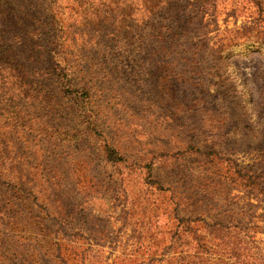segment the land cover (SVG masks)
Returning a JSON list of instances; mask_svg holds the SVG:
<instances>
[{"label":"trees","instance_id":"trees-1","mask_svg":"<svg viewBox=\"0 0 264 264\" xmlns=\"http://www.w3.org/2000/svg\"><path fill=\"white\" fill-rule=\"evenodd\" d=\"M24 1L0 0V82L4 85L0 86L3 89L0 110L4 111L0 114V194H6L3 186L25 193V196L21 192L11 194L9 204L18 207L16 200L29 199L31 204L24 201L20 204L29 210L31 224L22 227L17 218L4 222L2 217L0 239L4 229L11 226L22 227L29 234L21 236L23 242L18 245L11 238L13 247L0 240V264H264V254L254 245L255 233L264 226V208L258 214L259 205L252 204L222 210L211 197L216 192L237 188L251 193L259 204L264 203V157L250 167L242 166L236 157L225 155L226 151H237L236 141L221 151L183 143L184 152L199 159L204 189L183 191L179 205L172 207H156L148 200L142 209L154 217V212L162 208L166 222L138 231L136 249L117 256L111 263L106 261L107 257L87 260L88 248L58 237L59 232H66L69 227L67 218L79 211L88 219L103 216L88 198L99 183L88 167L81 168L89 163L79 161V168L73 170L75 186L83 194V201L71 208L43 193L42 187L51 178L50 171L44 168L38 172L30 165L29 175H22L16 160L9 155L15 147L10 134L15 139L24 131L42 137L54 134L48 125H37L22 108L11 106L10 101L21 96L30 105L38 103L46 114L55 110L52 103L61 106L60 100L66 99L69 105L65 108L72 110L83 129L61 135L68 142L93 136L106 162L112 165L127 162L126 156L98 126L99 105H94L93 89H102L101 85L114 73L130 89H148L149 117L156 119L162 114L170 126L185 128L179 116L180 101H176L171 90L182 89L186 102L197 106L196 112L203 115L199 129L208 128L213 137H224L231 129L234 134L244 133L224 110L222 101H215L212 107L205 105L206 96H211L208 89L224 87L233 76L247 94L249 105L254 107L258 126L254 129L264 139V0H31L33 3L27 6H38L40 12L36 14L20 7ZM60 6L86 29L94 59L87 61L83 55L59 52L62 43L55 24L56 8ZM221 14H224L222 27L218 24ZM229 17L231 26L227 24ZM239 17L243 19L238 24ZM39 27L49 33L41 45L36 42ZM253 55V71L247 77L239 58ZM158 89L166 90L174 102L165 103ZM193 91L198 92L197 97ZM151 107H159L160 113L153 112ZM102 184L103 190L112 186L103 180ZM52 186L46 190L55 192ZM0 214L9 216L5 208H0ZM91 221L94 229L88 227V237L82 232L73 234L79 235L80 241L89 237L105 240L106 229L96 230ZM46 222L58 227L50 226L51 230ZM161 227L164 230H159ZM218 245L226 250V262H212L206 257L220 252L215 249Z\"/></svg>","mask_w":264,"mask_h":264},{"label":"rangeland","instance_id":"rangeland-1","mask_svg":"<svg viewBox=\"0 0 264 264\" xmlns=\"http://www.w3.org/2000/svg\"><path fill=\"white\" fill-rule=\"evenodd\" d=\"M28 3L33 2L25 0L20 7L35 14L40 12L38 6L30 7L27 6ZM224 7L226 8L227 4ZM56 17L58 23L55 24V31L59 33L62 43L58 48L59 52L68 51L78 56L83 55L87 61L94 59L96 55L89 47L87 31L79 26L78 21L74 20V15L60 6L56 8ZM222 18L224 14H221L218 20L221 27L224 25ZM242 19L243 17H239L237 23L239 24ZM227 24L232 25L231 17L228 18ZM39 31L40 36L36 42L41 45L45 43L49 33L45 28L39 27ZM28 48L29 46L26 47L27 52ZM52 55H54V50ZM254 58V55L239 58L240 67L247 77H251L249 74L253 71ZM57 61L61 64L60 60ZM115 75L114 73L109 81L101 85L102 89H93V92L96 95L94 105H99L100 111L98 126L104 130L108 140L127 158V162L118 165H112L102 158L99 143L95 142L93 136L88 135L89 137L80 142H68V138L61 135L64 132L71 134L76 129H83L78 123V118H74L72 110L65 108L69 105L66 99L60 100L61 106L52 103L55 110L50 114H46L38 103L33 102L30 105L21 96L10 101L12 107L22 108L28 112L37 125H48L49 131H54L51 137H42L43 135L29 131L22 132L19 139H15L13 134L9 135L11 143L15 144L9 155L16 160V167L22 175H29L32 171L30 165H34L38 172H43L44 168L50 171L51 178L42 187L43 193L52 195V199H58L72 208L74 203L83 201V194L75 186L72 176L73 170L76 167L79 168V161L80 163L82 160L87 161L89 165L82 164L81 168L88 167L91 175H97L96 179L99 183H96V190L92 189L94 192L88 198L93 207L103 212V216L98 219H88L86 214L81 215L79 211V214L67 218L69 227L66 232H59L58 237L65 241H76L77 245L88 248L87 260L107 257L106 261L109 263L117 256L128 254L136 249L138 231H143L145 227H153L154 224L163 226L166 222L163 207L179 205L183 191H196L204 187L205 180L202 179L204 174L199 167L201 166L199 159L191 152H184L183 143L194 144L200 149L221 151L226 149L225 146L236 141L239 143L236 147L237 151H226L225 155L236 157L238 162L245 167L252 166L264 157V139L260 133L255 131V127L258 128V126L253 116L254 107L249 105L247 94L233 76L224 87L208 89L211 96H206L205 105L212 107L215 101H222L224 110L230 114L238 129L244 133L234 134L231 129L230 133L224 137H213L208 128L199 129L203 115L196 112L197 106L186 102L185 93L181 92L182 89L171 90L175 94L176 101H180L179 116L185 128L178 125L170 126L162 114L156 119L149 117L148 89H130L127 83L115 78ZM0 86L4 85L0 82ZM158 90L162 93L163 99H166L165 103L174 102L166 90ZM193 92V96L197 97L198 92ZM0 94H3V89H0ZM164 102L159 106H162ZM1 104L4 105V103ZM151 108L153 112L160 113L159 107ZM0 114H4V111L0 110ZM102 180L111 182V188L103 190ZM50 185H53L55 192L46 190ZM3 189L6 194L4 196L0 194V208L7 209L9 216L0 214V221L2 217H4V222L17 218L22 227L25 224L30 225L31 220L27 215L29 210L27 211L20 204L23 201L31 204L30 200H16L18 207H12L9 204L10 199H13L11 194L23 192L13 191V188L6 189L4 186ZM25 195L23 193V196ZM211 197L216 207L222 210L252 204L259 205L256 209V214H258L263 212L264 208V203L259 204L251 193L237 188L216 192ZM148 200L156 207H162L154 212L156 215L154 217L152 213L148 216L147 209H142V206L148 205ZM32 207L36 208L35 205ZM75 212H78V209ZM90 220L95 224L96 230L106 229L107 238L105 240H99L97 237L95 241L94 238L89 237L80 241L79 235L73 234L82 232L85 237H88V227L94 229L90 225ZM259 223L263 226L262 222ZM46 224L51 230L58 227L49 222ZM22 227L5 228L1 242L7 241L10 247H13V240L16 241L15 245L22 243L21 236L29 234ZM159 230L164 229L161 227ZM36 234L39 235L37 232ZM39 236L42 237V235ZM254 239V245L257 247L255 249L264 254V226L255 233ZM220 247L219 245L215 247L220 252L215 253L214 251L206 256L209 261L221 263L227 261L226 250Z\"/></svg>","mask_w":264,"mask_h":264}]
</instances>
